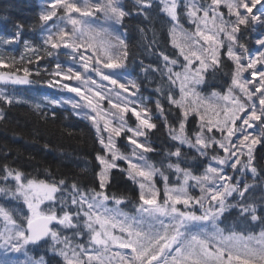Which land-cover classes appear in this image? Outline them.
Listing matches in <instances>:
<instances>
[{
  "label": "snow or ice",
  "instance_id": "1",
  "mask_svg": "<svg viewBox=\"0 0 264 264\" xmlns=\"http://www.w3.org/2000/svg\"><path fill=\"white\" fill-rule=\"evenodd\" d=\"M134 4L136 15L146 20L156 8L167 16L172 44L179 50L174 57L155 51L160 45L153 35L144 47L153 51L155 62L137 61L124 39L123 22L133 13L122 0H50L39 14L40 42L25 41L19 58L0 52V67L8 69L0 72V104L21 103L16 87L35 84L31 77H38L47 87L75 96H45L46 104L33 98L34 111L46 116L43 109L49 106L54 118L56 108L70 106L89 122L100 145L90 179L86 170L71 182L29 178L7 163L0 165V194L27 209L22 213L0 205V264H48L28 252L49 240L51 252L64 264H112L116 257L120 264H264V206L249 202L255 189L264 193V168L256 164V149L264 148V35L255 40V51L242 38L243 31L264 26V0ZM182 18L192 31L184 29ZM22 32L17 24L11 36L0 37V46L19 43ZM62 54L67 60H61ZM130 66H138L145 78L159 75L154 101L140 94L142 84ZM209 73L225 78L223 92L203 94ZM209 111L214 119L207 118ZM157 120L176 144L165 152L164 167L148 159L158 154L149 139L159 129ZM121 140L128 151H121ZM183 147L196 153L192 159L199 158L200 174L182 167ZM114 171L138 188L137 201L109 191ZM166 171L175 174L171 186ZM190 188H198L200 195L190 194ZM230 198L235 203H228ZM129 204L131 212L123 211ZM231 209L238 220L228 224L225 213ZM255 228L259 232L250 230ZM114 229L121 235H113ZM84 236L85 243H75ZM112 245L124 254L110 255Z\"/></svg>",
  "mask_w": 264,
  "mask_h": 264
},
{
  "label": "trees",
  "instance_id": "2",
  "mask_svg": "<svg viewBox=\"0 0 264 264\" xmlns=\"http://www.w3.org/2000/svg\"><path fill=\"white\" fill-rule=\"evenodd\" d=\"M49 3L50 0H0V37L7 38L11 36L17 24L23 26L19 43L0 46V52L6 56L19 58L24 53L25 41L38 44L41 40L39 14L45 10ZM122 3L126 6V10H131L133 13L130 17H126L123 23L127 29L125 40L129 48L136 53L137 61L143 60L144 65L155 62L156 56L153 55V51L144 47L153 35L160 45L155 51H164L174 57V54L179 50L172 44V37L169 35L172 25L168 22L167 16L156 8L152 11L150 18L146 20L143 16L136 15L134 0H122ZM222 10L226 12V9ZM181 24L185 30H193V26L186 19L182 18ZM141 28L146 30L145 33L142 34L139 31ZM260 35H264V26H257L255 31L251 29L243 31L242 38L255 51V40ZM61 57V60L67 59L63 54ZM33 68H35V65H33ZM130 70L134 73L133 78H136L142 84L141 92L153 96L151 100L154 101L157 95L152 90L161 83V80L158 79L159 75L156 74V77L146 85L147 80L138 66H130ZM7 71L6 67H0V72L7 73ZM31 78L36 79L38 82L16 87L15 95L20 98L21 103L10 107L0 104V108H3L6 114V119L0 121V165L7 163L11 167L28 174L29 178L44 180L67 178L71 182L73 177L80 178L82 172L86 170L90 179L95 163L94 157L100 149V145L96 141L95 130L87 120L78 118L68 108H56L54 118L52 116L53 109L49 106H45L43 109L47 114L46 116L34 111L32 107L33 98H36V101L42 99L45 92L42 88V81L35 76ZM207 83L221 92L227 86L225 78L220 76L219 73L215 78L209 73ZM220 85H224V87H219ZM150 106L154 108V105ZM167 107L168 105L165 102V108ZM173 112L175 113L176 110L174 109ZM153 115L155 116L154 112ZM169 119L173 123L176 122L172 116ZM131 120L134 121L132 118ZM156 122L159 129L151 134L149 139L153 142V147L157 149L158 154L150 153L148 159L156 167H164L168 163V159L164 155L165 152L174 151L176 144L167 138V130L163 127L162 122L159 120ZM121 142L119 141L120 144ZM181 150L184 154L182 167H188L195 174H200L203 168L200 165L199 158L192 159L196 156V153L187 147H183ZM173 162H175L174 158ZM256 164L258 168H264V148L259 146L256 149ZM166 174L170 177L169 183L171 186L174 173L166 171ZM261 175H264V173H261ZM114 176L113 186L109 191L128 200L137 201L138 188L118 172L114 171ZM155 179L156 186L161 189L159 199L162 202L163 183L158 176ZM247 179L250 183L252 182L250 175ZM9 187H12V185H9ZM189 191L192 195H200H198L199 190L195 191L190 188ZM262 195L264 193L261 192L260 188L255 189L250 194L249 202L264 206V201L260 199ZM22 203V201L17 202L4 194H0V205L10 208L15 207L18 211L27 213L26 207L21 208ZM228 203H235V200L230 198ZM225 217L227 218L226 223L232 224L238 220V212L236 209H231L230 212L225 213ZM2 226V222H0V227ZM250 230L259 232V228ZM236 231H241V229L237 228ZM245 235H247V232H245ZM30 249H33L30 251V256L35 259L43 256L48 264H64L63 258L58 254H48L46 252L40 254V250L32 246Z\"/></svg>",
  "mask_w": 264,
  "mask_h": 264
},
{
  "label": "rangeland",
  "instance_id": "3",
  "mask_svg": "<svg viewBox=\"0 0 264 264\" xmlns=\"http://www.w3.org/2000/svg\"><path fill=\"white\" fill-rule=\"evenodd\" d=\"M67 60V59H66ZM156 77V75H149V76H147V78H145L146 80H147V82H151L154 78ZM72 83V85L73 86H76V82H71ZM43 87H45V88H47L48 90H50V91H52V92H50L52 95H49L48 97H51V98H59V97H61V96H75V94L74 93H66V92H63V91H58V90H56V89H53V88H49V87H47L46 85H43ZM209 87H211V86H209ZM208 88V87H207ZM201 91L203 92V90L201 89ZM204 94H207V92H203ZM142 96H145V97H147V95L148 94H145V93H140ZM45 96H47V95H45L44 94V96L42 97V99H37V102H43L44 100H43V98L45 97ZM44 103H46V102H44ZM64 107H67V108H70V106H67V105H65ZM104 107H107V104L105 103V105H104ZM207 117L208 118H210V119H214L215 117L212 115V113L209 111L208 113H207ZM130 122V121H129ZM131 123V122H130ZM132 124H134V123H132ZM126 149V148H125ZM125 151H128V149H126ZM173 181H174V183L176 182V177H175V174L173 175ZM158 187V186H157ZM159 188V187H158ZM199 190V189H198ZM200 194V192H198V195ZM43 207V206H42ZM127 208L129 209V211L131 212V210H132V207L131 206H127V207H123L122 208V210L123 211H125V210H127ZM129 212V213H130ZM61 234L62 235H71V232L70 231H64V230H62V232H61ZM113 235H117V236H119V235H121V233L119 232V229H114L113 230ZM85 240H86V237H84V238H78L76 241H75V243H81V244H83L84 242H85ZM50 245H51V241H49L48 242V244L46 245V246H44V247H42V249H46L47 250V248H50ZM86 246V245H85ZM87 247V246H86ZM128 251H130V250H128ZM117 252H120L121 253V255H123L124 254V252L119 248V246L118 245H112V251H111V253H110V255H113V254H115V253H117ZM20 259H24V257L23 256H20ZM36 259H39V258H36ZM112 264H120V260H119V257H116L115 258V260L112 262Z\"/></svg>",
  "mask_w": 264,
  "mask_h": 264
}]
</instances>
